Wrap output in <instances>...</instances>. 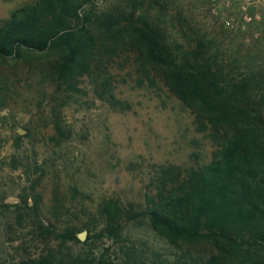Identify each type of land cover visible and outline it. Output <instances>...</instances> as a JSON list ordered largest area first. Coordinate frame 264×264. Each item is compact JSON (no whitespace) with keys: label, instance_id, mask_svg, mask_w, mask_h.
I'll use <instances>...</instances> for the list:
<instances>
[{"label":"trees","instance_id":"16d2710c","mask_svg":"<svg viewBox=\"0 0 264 264\" xmlns=\"http://www.w3.org/2000/svg\"><path fill=\"white\" fill-rule=\"evenodd\" d=\"M124 1L114 8H102L98 0L26 3L0 25V59L30 63L34 53H52L48 75L57 87L71 89L85 74L103 77L110 62L125 56L146 79L163 81L192 111L197 129L207 133L216 150L202 165L157 164L144 205L104 197L98 233L90 232L99 224L82 225L87 241L78 237L77 223L62 228L59 216L40 215V198L31 205L25 195L5 226L9 232L15 224L30 227L48 243L46 253L17 264H264L263 43L236 39L225 49L219 34L210 39L199 34L184 12L160 0ZM160 21L177 22L179 33L188 29L195 35L174 47ZM100 85L99 94L114 104L111 82L103 79ZM53 117L51 141L71 142L72 129L60 112L54 110ZM54 193L58 205L60 186ZM131 221H146L175 250L163 255L127 239ZM52 237L60 240L57 247L49 243ZM92 238L104 240L102 248L90 245Z\"/></svg>","mask_w":264,"mask_h":264},{"label":"rangeland","instance_id":"374dc122","mask_svg":"<svg viewBox=\"0 0 264 264\" xmlns=\"http://www.w3.org/2000/svg\"><path fill=\"white\" fill-rule=\"evenodd\" d=\"M35 1L0 0V25L10 19L13 10ZM98 1L102 8L125 3ZM160 3L184 12L208 39L212 33L219 34L225 49L238 42L236 39L245 44L260 40L264 46V6L257 9L259 21L245 28H230L223 14L216 12L231 16L224 0ZM148 6L146 3L143 9ZM160 25L174 47L195 35L188 29L187 36L179 33L177 22L160 21ZM32 55L30 63L0 59V264H17L28 255L38 257L47 251L48 242L33 234L30 227L15 224L9 232L5 226L6 221L14 220L16 204L25 195L31 205L40 198V215L51 219L59 216L62 228L68 222L77 223L80 233L87 230L82 225L88 222L92 227L99 224L90 232L97 234L101 227L98 207L104 197L144 205L157 164L202 165L216 150L207 133L197 129L192 111L163 81L146 79L125 56L110 62L103 77L85 74L74 88L67 89L66 85L57 87L48 75L52 53ZM103 79L111 82L117 98L114 104L107 95L103 98L99 94ZM54 110L73 132L71 142L60 146L51 141ZM21 128L25 132L21 133ZM59 186L62 202L57 205L54 189ZM54 205L60 209L56 214ZM29 212L25 211L27 217ZM88 235L87 231L84 241ZM126 238L163 255L175 250L146 221L126 223ZM48 241L55 247L60 244L55 237ZM89 243L98 250L104 240L92 238Z\"/></svg>","mask_w":264,"mask_h":264},{"label":"built area","instance_id":"2783aa9c","mask_svg":"<svg viewBox=\"0 0 264 264\" xmlns=\"http://www.w3.org/2000/svg\"><path fill=\"white\" fill-rule=\"evenodd\" d=\"M226 6L231 9L230 14L226 15L224 12L216 11L219 14H223L224 22L226 26L230 28L243 27L248 23L259 21L261 15L258 12V8L264 6V0H224ZM235 3V4H234ZM237 18V19H236ZM237 20V22H236Z\"/></svg>","mask_w":264,"mask_h":264},{"label":"water","instance_id":"95a60500","mask_svg":"<svg viewBox=\"0 0 264 264\" xmlns=\"http://www.w3.org/2000/svg\"><path fill=\"white\" fill-rule=\"evenodd\" d=\"M20 132H25V129L21 128ZM86 235H87V230H84L80 233H78V237L80 238L81 241H84L86 239Z\"/></svg>","mask_w":264,"mask_h":264}]
</instances>
